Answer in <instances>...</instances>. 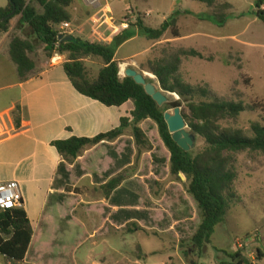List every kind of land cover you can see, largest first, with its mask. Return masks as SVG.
Listing matches in <instances>:
<instances>
[{
    "label": "rangeland",
    "instance_id": "rangeland-1",
    "mask_svg": "<svg viewBox=\"0 0 264 264\" xmlns=\"http://www.w3.org/2000/svg\"><path fill=\"white\" fill-rule=\"evenodd\" d=\"M5 1L7 0H0V5ZM31 1L33 0H28V2ZM178 1L142 0L139 4L135 0H113L110 2L102 0V7H95L84 0H75L70 9V14L73 17L71 31H73V35L83 40L99 43L97 40L99 36L93 37L92 29L108 17L113 18L109 22L121 30L127 29L129 26L134 27L138 20H142L148 27L158 29L173 15V9L179 7ZM256 1L219 0L220 4H231L233 9L228 24L225 27H218L210 20V9L195 0H187L185 7H190L194 13L193 15L183 13L179 17L180 38H174L168 33L160 41H150L141 35L139 40L127 45L119 57L122 59L130 52L141 53L126 64L128 68L145 74L148 72L142 70L141 66L150 59L158 58L161 50L169 44L175 48L195 49L204 56V59H184L182 76L185 82L194 87L209 86L219 98L243 101L247 105L264 103V22L256 14ZM108 4L113 9L111 13L106 11ZM34 5L42 12L39 5ZM149 11L152 13L148 17ZM19 19L20 16L11 22L14 23ZM106 26L103 27V30L107 28ZM30 32L29 28H16L11 38L18 36L26 39ZM133 32L137 31L133 29ZM5 35L6 33L0 34V43ZM34 43L37 48L32 55L38 61L45 55V52L41 43L37 41ZM114 44L115 42H112V45ZM146 49L147 51L143 53ZM85 64L90 78L95 79L103 66V61L97 58L86 59ZM127 66L123 64L121 67V78L126 77ZM15 70L16 64L8 54V47L5 46V49L0 53V109L6 105L8 96H14L11 85L16 81ZM152 82L161 89L157 79ZM165 94L170 107L173 106L171 104L175 100L180 99L177 95ZM182 110L186 114L190 113L185 106L182 107ZM173 111L174 109L171 107L167 112L173 113ZM261 116V112L248 111L236 120L224 122L223 125L241 129L247 135H251V124L259 121ZM4 124L3 122L2 125ZM145 130L156 151L152 153L149 160L144 159L142 175L147 176L151 171L159 175L161 181L158 183L159 191L167 188L166 192L170 196V203L163 202L159 206L160 217L151 233L141 234L136 231L129 233L126 228L118 231L115 227L108 226L105 233L112 236L103 240L110 241L109 246L121 250L128 256V259L132 260V263L134 259H140V264H224L229 260L226 253L241 251L250 262L264 264V153L245 151L237 154L236 165L239 177L235 183V191L238 194V202L233 206L225 222L216 228L211 245L199 250L193 246L192 237L201 223V214L193 197L189 195L188 198L187 196L188 181L186 178L181 181L176 180L171 175V154L161 140L156 123L150 120L146 123ZM188 130L191 131L189 127ZM129 133L132 135L131 129ZM125 143L121 161L126 165L125 167H128L134 163L132 160L133 148ZM205 146V141L197 136L196 147L190 152L196 155ZM133 147L136 150L135 145ZM146 152L143 151L142 155ZM98 156H102V151L94 153L92 158L96 159ZM129 171L131 172V170ZM106 172V167H102L101 175L103 176ZM169 175L171 176L168 177ZM166 181L167 183H165ZM170 181L175 183L169 186ZM143 195L144 192L138 189H125L120 193L115 200L117 203H121L122 210L115 214L114 221L124 223L136 220L146 225L150 224L152 217L148 212L142 211ZM149 201V198L144 199L146 204H149ZM62 206L63 211L56 214V227H54L55 225L52 227H54V231L56 228L60 229L58 237L64 239V244L58 246L61 250L60 254H63L65 260H71L77 245L84 246L79 252L80 256L90 247L92 232H87L77 226L78 224L76 225L74 219L70 217L68 214L69 201L62 200ZM103 207V205H95L90 208L88 215L93 220L91 228L97 225L101 226L108 218ZM174 207L181 211L174 210ZM166 209H170V211L172 209V214H169ZM30 215L34 219L35 213L30 212ZM174 218L178 221L184 220L175 227L176 230L172 227ZM238 239L249 240L244 249H239L236 246ZM103 240L102 238L98 239L99 248L96 250L98 253L103 250ZM58 248L56 247V249ZM258 250L261 251L262 258L259 256ZM108 253L113 254L114 252L109 251ZM131 260L128 261V264H132ZM0 264L11 263H8L0 255Z\"/></svg>",
    "mask_w": 264,
    "mask_h": 264
},
{
    "label": "trees",
    "instance_id": "trees-1",
    "mask_svg": "<svg viewBox=\"0 0 264 264\" xmlns=\"http://www.w3.org/2000/svg\"><path fill=\"white\" fill-rule=\"evenodd\" d=\"M211 10V22L218 27H225L232 14L233 6L229 3L220 4L219 0H195ZM75 0H8L6 8H0V20L16 14L0 22V34L8 33L11 21L20 16L19 28L27 27L43 46L45 55L52 58L55 54L67 55L64 65L65 72L74 88L83 96L98 101L107 107H122L129 101L135 103L131 118H122L119 128L100 134L94 138L73 137L68 140H57L52 145L57 149L65 163L75 164L80 156L89 148L103 142H115L129 129L132 130L136 148L138 149L135 164L128 167L100 190L104 197L110 199L112 194L121 187L138 169L143 151L152 152L154 146L140 125L148 120L156 123L166 148L171 154L170 173L176 180L188 181L187 193L196 201L201 214V223L192 237L193 246L203 250L211 245L216 228L223 224L238 202L235 183L239 173L237 154L240 152L264 153V103L247 105L243 101L219 98L209 86L194 87L183 79L182 66L185 58L204 59L195 49L175 48L170 44L161 50L160 56L150 59L141 66L142 70L156 76L160 88L165 93L179 96L171 106L173 109L185 106L182 110L185 121L191 132L205 141V148L193 155L181 149L174 141L173 135L165 121V114L171 108L169 104L159 106L149 96L145 88L138 85L133 78H121L120 62L116 60V51L123 43L133 37L131 27L117 35L114 45H103L74 37L73 42L60 41L63 33L62 25L72 23L70 9ZM42 8V12L34 5ZM257 16L264 22V0L256 1ZM193 12L176 11L160 28L153 29L138 20L135 27L150 41H160L168 33L180 38L178 27L179 17ZM36 44L30 39L14 37L10 44V57L18 67L21 81H27L36 69L31 55L36 51ZM101 59L103 66L98 76L91 79L85 64L86 59ZM151 82V80L148 79ZM261 112L259 121L250 127L251 135L233 127H226L224 122L238 119L243 113ZM16 126L21 125L19 115L15 117ZM64 167V166H63ZM63 169V168H62ZM131 170V172L129 171ZM127 232L140 230L135 223L129 224ZM34 236V229L26 210L20 209L0 211V255L11 264H23ZM262 258L261 251L258 250ZM228 262L224 264H254L241 251L226 253Z\"/></svg>",
    "mask_w": 264,
    "mask_h": 264
},
{
    "label": "crops",
    "instance_id": "crops-1",
    "mask_svg": "<svg viewBox=\"0 0 264 264\" xmlns=\"http://www.w3.org/2000/svg\"><path fill=\"white\" fill-rule=\"evenodd\" d=\"M135 1L139 4L142 2V0ZM186 1L179 0V7L173 9L172 13L174 14L178 10L194 13L193 9L185 7ZM7 6L8 0L0 5V8ZM112 10L108 4L106 11L111 13ZM149 12L152 13V11ZM19 20L14 23L11 22L10 31L6 33L0 43V53L6 46L10 55V44L14 38H11V35L16 28H19ZM110 20L113 18L108 17L92 29L93 37L99 36L97 40L103 45H111L114 38L126 30V28L121 30V28L114 26L109 22ZM104 26L107 28L103 30ZM133 29L137 32H133ZM69 33L73 35V31ZM126 34L134 35L116 51L115 58L120 62V68L123 67V64L127 66V62L141 54L130 52L120 59L119 55L122 50L141 37L139 29L135 26L131 28V33L126 32ZM26 39L34 40L33 42L37 41V37L31 32ZM146 51L147 49L143 53ZM31 58L36 63L35 71L27 81H21L16 65V81L11 85L14 96H8L6 105L0 109V184L10 181H16L20 184L24 197L23 208L26 210L34 229L32 243L23 264H128L131 259H128L126 254L114 246L110 247V241L103 240L112 236L106 235L105 230L108 226H112L121 231L127 229L128 225L132 223L141 228L136 231L141 234L151 233L154 230V225L160 217L159 206L163 202L170 203V196L166 192L167 188L159 191L158 183L161 182L159 175L151 171L149 175L143 176L141 172L144 159L149 160L156 149L144 153L137 171L112 194L110 199H106L100 188L113 177L135 164L138 149L129 133L130 129L115 142H103L87 149L73 165L64 162L52 143L73 137L94 138L117 129L121 125L122 118H131V113L135 110V103L129 101L122 107H107L98 101L81 95L74 88L65 72L64 65L68 61L67 55L55 54L52 58L43 55L38 61L33 55ZM16 115L21 118L19 128L15 123ZM149 121L140 125L145 133V125ZM3 122L4 125H2ZM125 142L133 148L132 160L134 163L128 167H125L126 165L121 161L124 155L123 145ZM134 145L136 150H134ZM97 151H102V156H98L96 159L92 158V155ZM104 166L107 172L102 176V167ZM174 183L170 181L169 186ZM125 189H138L144 192L141 200L144 208L142 211L148 212L152 217L150 224L146 225L136 220H129L124 223L114 221L115 214L122 210L121 203H117L115 199ZM187 196L190 197L188 193ZM146 198L150 199L149 204L144 203ZM62 200L69 201L68 214L74 219L76 225L78 224L77 226L87 232H92L90 247L80 256L79 252L84 246L82 244L77 245L71 260H65L63 254H60L61 250L58 246L64 244V239L58 237L61 232L60 229L56 228V231L53 229L56 227V214L63 211ZM95 205H103L108 218L101 226L97 225L91 228L93 220L88 213L90 208ZM173 209L181 211L176 207ZM166 211L172 214V209L171 211L166 209ZM30 212L35 213L34 219H32ZM181 221L174 218L172 227L175 229ZM52 225L55 226L52 227ZM99 238H102L104 246L103 250L98 253L96 250L99 248ZM109 251L114 253L109 254ZM132 264H140V259H134Z\"/></svg>",
    "mask_w": 264,
    "mask_h": 264
},
{
    "label": "water",
    "instance_id": "water-1",
    "mask_svg": "<svg viewBox=\"0 0 264 264\" xmlns=\"http://www.w3.org/2000/svg\"><path fill=\"white\" fill-rule=\"evenodd\" d=\"M17 9L1 19L0 22L3 23L9 18H12L16 14ZM60 41L65 42H73L75 39L71 34L61 35L59 37ZM126 77L133 78L138 85H141L145 88L146 93L151 96L159 106H163L168 102V97L162 89H159L152 81L150 73H140L133 68H128L125 71ZM154 76V75H153ZM155 79L156 76H154ZM151 80L150 81H148ZM176 96L175 94H172ZM165 121L169 127L170 133L173 135L174 141L178 144V146L186 152H190L192 149L196 147L197 144V135L188 130V125L185 121V118L182 114V108L177 107L174 109L173 113L167 112L165 114Z\"/></svg>",
    "mask_w": 264,
    "mask_h": 264
},
{
    "label": "built area",
    "instance_id": "built-area-1",
    "mask_svg": "<svg viewBox=\"0 0 264 264\" xmlns=\"http://www.w3.org/2000/svg\"><path fill=\"white\" fill-rule=\"evenodd\" d=\"M86 3L95 7H102V0H84ZM108 2L113 0H107ZM151 16V12L147 14ZM63 33L61 35H68L71 31V24L66 23L62 25ZM24 205V197L21 186L16 181H10L0 184V211L20 209ZM249 240L238 239L236 246L239 249H244Z\"/></svg>",
    "mask_w": 264,
    "mask_h": 264
},
{
    "label": "bare ground",
    "instance_id": "bare-ground-1",
    "mask_svg": "<svg viewBox=\"0 0 264 264\" xmlns=\"http://www.w3.org/2000/svg\"><path fill=\"white\" fill-rule=\"evenodd\" d=\"M125 68V67H124ZM123 75V74H122ZM152 78H154L155 79V77L153 76V75H150Z\"/></svg>",
    "mask_w": 264,
    "mask_h": 264
}]
</instances>
